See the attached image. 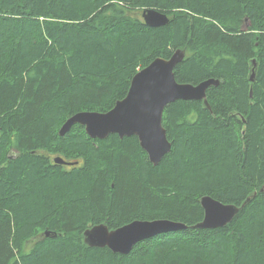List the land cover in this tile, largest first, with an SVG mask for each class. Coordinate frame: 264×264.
Here are the masks:
<instances>
[{
	"label": "trees",
	"instance_id": "1",
	"mask_svg": "<svg viewBox=\"0 0 264 264\" xmlns=\"http://www.w3.org/2000/svg\"><path fill=\"white\" fill-rule=\"evenodd\" d=\"M146 8L169 23L148 26ZM178 49V82L219 84L210 107H166L173 146L158 165L137 136L94 139L78 123L59 134L78 112L111 110L138 71ZM263 185L264 0H0V264H264ZM204 195L241 210L193 229ZM158 218L189 227L129 254L84 240L96 224Z\"/></svg>",
	"mask_w": 264,
	"mask_h": 264
},
{
	"label": "water",
	"instance_id": "2",
	"mask_svg": "<svg viewBox=\"0 0 264 264\" xmlns=\"http://www.w3.org/2000/svg\"><path fill=\"white\" fill-rule=\"evenodd\" d=\"M144 22L151 27L169 23L168 14L147 8L142 11ZM186 52L176 50L170 58L158 57L138 71L131 80L127 95L118 100L107 112L82 111L71 116L61 127L64 136L75 124L85 127L91 138L105 139L110 134L121 138L137 136L149 160L158 165L172 150L167 130L163 125L166 107L177 100H199L209 106L207 90L219 84L217 79H207L199 84L180 83L175 76L176 67L184 60ZM255 73L251 80L254 81ZM60 165H77L61 156L54 158ZM264 192V185L261 188ZM248 198L245 202H249ZM204 219L192 226L193 229L219 228L232 222L242 206L226 204L212 196H203ZM188 225L167 218L134 220L121 227L111 229L106 223L96 224L84 232L85 243L91 247L109 248L114 253L129 254L134 246L144 240L178 230L188 229ZM50 236V232L46 233ZM55 236V235H54ZM53 236V237H54Z\"/></svg>",
	"mask_w": 264,
	"mask_h": 264
},
{
	"label": "bare ground",
	"instance_id": "3",
	"mask_svg": "<svg viewBox=\"0 0 264 264\" xmlns=\"http://www.w3.org/2000/svg\"><path fill=\"white\" fill-rule=\"evenodd\" d=\"M146 9H147V8H146ZM144 10H145V9H144ZM155 10L159 11V10L156 9V8H155ZM211 79H215V78H211ZM81 112H82V111H81ZM72 116H73V115H72ZM70 117H71V116H70ZM70 117H69V118H70ZM69 118H68V119H69ZM68 119H67V120H68ZM67 120H66V121H67ZM59 132H60V131H59ZM59 134H60V133H59ZM244 134H245V133H244ZM55 158H56V157H55ZM204 196H207V195H204ZM209 196H211V195H209ZM202 197H203V196H202ZM212 197H213V196H212ZM213 198H214V197H213ZM200 202H201V199H200Z\"/></svg>",
	"mask_w": 264,
	"mask_h": 264
},
{
	"label": "flooded vegetation",
	"instance_id": "4",
	"mask_svg": "<svg viewBox=\"0 0 264 264\" xmlns=\"http://www.w3.org/2000/svg\"><path fill=\"white\" fill-rule=\"evenodd\" d=\"M62 166H68V167H71V166H69V165H62Z\"/></svg>",
	"mask_w": 264,
	"mask_h": 264
}]
</instances>
